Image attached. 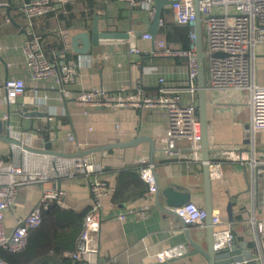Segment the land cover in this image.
<instances>
[{
  "label": "crops",
  "instance_id": "crops-1",
  "mask_svg": "<svg viewBox=\"0 0 264 264\" xmlns=\"http://www.w3.org/2000/svg\"><path fill=\"white\" fill-rule=\"evenodd\" d=\"M30 1L0 0V137H8L11 134L17 139L22 137L25 144H30L35 149L50 150L49 146H53L52 150L66 155L80 153L78 146L69 141L70 134H74L80 142L87 143V151L107 146L106 132L92 126L97 119L96 111L89 107L87 109L89 118L84 119L80 111L82 106H76V100L81 95L92 92L95 86L104 87L112 97H124L136 101L142 90L149 98L160 97L161 86L158 79L164 77L170 88L180 91L179 95L183 102H190L189 60L182 58L186 60L184 64H177L174 60L177 58L151 54L154 49H160L161 42H165L168 47L175 50L184 49L180 36L174 30L177 23L171 6L163 11L159 32L153 40H150L145 39V36L152 35L150 29L154 19L146 10L122 3L120 0H67L68 4L74 6L73 12L69 13L82 14L88 7L87 3L96 4V13L92 28L68 31L70 47L63 41V37L54 31L63 28L59 17L51 15L44 18L56 21L58 26L44 37V45L46 51L54 55L60 68L62 84L59 85L54 79L41 83L32 80V72L27 65L24 52L26 28L29 23L21 11L22 6ZM69 13L66 11L64 14ZM97 15L100 18V31L121 33L128 38L101 40L100 44L93 46L88 54H78L73 49L72 38L82 32L89 33L92 38ZM36 20L33 29L38 33ZM134 48L142 52L141 65L138 66L135 61L136 55L131 53ZM257 54V81L259 85H264V45L258 47ZM71 69H75L77 75H70ZM81 75L85 76L83 84L79 82ZM8 79L25 80L28 85V96L19 98L16 104L10 103L5 88ZM124 86H131V89L124 90ZM62 87L70 92V98L63 97ZM35 88H39L43 94L50 95L52 100L48 106L39 107L31 104L32 90ZM248 97L247 93L237 90L218 91L211 87L208 89L212 152L249 148L257 159L256 166L252 163L225 161L224 177L213 181V202L215 209L220 213L218 219L221 224L216 231L218 235L224 236L220 241L221 246L225 245L229 236H233L240 249L251 251L258 264H264V238L251 224V219L254 217L264 218V175L258 177L256 181L253 176V173L264 170V133L250 139L251 106ZM197 104H200L199 93ZM146 112H149V117L143 121L130 120L125 123L122 136L125 144L141 136L153 139L158 145V141L168 135L167 115H151V110ZM60 119H67L71 123L65 124ZM46 127L47 132L51 133L50 140L45 139L40 133V130ZM92 127H94L93 131ZM109 130L113 136L118 137L114 126ZM54 136L56 141H52ZM118 157L125 168L132 165L149 167L141 173L140 179L151 185V192L147 197L132 204L114 203L123 174L118 177L115 191L109 201L111 217L105 228L104 250L108 258L124 264H210L204 255L195 254L188 239L190 235L193 241L207 249V223L204 227L188 226L187 228L181 217L167 212V201L162 193L160 202L164 210L158 205V188L151 172L150 143L141 144L136 148L121 149L118 151ZM88 158L91 162L103 160L106 170L113 171L117 168L118 158L112 150ZM63 160L69 164L68 166L74 162L72 159ZM0 161L6 166L23 168L28 176H44L47 173L50 175L52 164L55 169L62 164V160L27 153L2 140H0ZM156 170L162 190L180 187L192 193V204L206 209L203 163L167 161L162 153L157 152ZM84 176H81L82 178L75 176L77 177L75 179L51 176L49 181L21 188L15 207L6 215L8 232L13 233L20 221L38 207L43 194L50 190L59 189L64 193L63 206L69 212L81 213L88 210L89 217L93 209L89 182L91 179ZM97 177L104 175L92 177V180ZM130 180L134 179L125 176L122 182ZM230 205H232L233 222L230 221ZM121 212L127 214L126 220H120L115 216ZM45 239L44 235L37 237L39 242ZM162 253L171 256L168 262L159 261L158 255Z\"/></svg>",
  "mask_w": 264,
  "mask_h": 264
},
{
  "label": "built area",
  "instance_id": "built-area-1",
  "mask_svg": "<svg viewBox=\"0 0 264 264\" xmlns=\"http://www.w3.org/2000/svg\"><path fill=\"white\" fill-rule=\"evenodd\" d=\"M133 7L146 10L151 18L157 14L156 0H120ZM171 6L175 22L179 26L191 29L190 49L175 50L161 42L160 49H154V56L172 58H187L190 67V102H183L176 88H170L166 78L160 77L158 83L161 86V96L149 98L145 91H141L139 99L124 97H112L104 87L93 88L92 92L81 95L76 103L82 105L81 115L84 119L89 118L88 108L96 111L97 119L92 125L103 129L107 134L108 145H112V153L118 158L117 168L107 177L103 176L106 169L103 160L91 162L88 157L74 159L71 166L62 160L60 167H53V176L75 178L79 174H85L90 182L92 192L93 209L90 213L84 232L81 235L78 250L72 254L77 264H124L112 261L105 253L104 240L105 228L110 219L109 201L118 177L125 168L124 163L118 157L115 146L123 144L124 125L128 121H143L151 115L163 114L168 117V135L158 141V152L164 155L167 161H190L203 163V123L199 114L197 95L199 93L200 64L198 59V44L196 32V10L194 0H171ZM67 0H32L25 3L22 14L26 17L29 26L26 28L27 35L24 42V52L27 57V65L32 72V80L41 83L54 79L59 85L62 84L60 68L52 53H48L44 45V37L33 29L34 21L51 15L58 16L62 6L68 4ZM201 10L204 17L205 52L207 77L213 90L228 91L237 90L247 93L251 106V123L249 132L251 140L257 135L264 133V85L257 81V49L264 45V0H201ZM63 37L68 47L71 46L70 35L63 29H55ZM145 39L153 40V36L147 34ZM55 52V51H54ZM56 53V52H55ZM136 55V66L141 65V50L132 49ZM224 54L223 58H214V54ZM57 54V53H56ZM70 75H77L75 69L69 71ZM85 76L81 75L79 82L83 84ZM209 87V88H210ZM10 103L16 104L21 97L28 96V85L23 79H8L5 84ZM124 90L131 86H124ZM64 98H70V92L62 87ZM33 105L46 107L51 102L50 95L43 94L39 88L32 90ZM114 126L118 137L113 136L109 128ZM92 127V131L93 128ZM16 136V135H15ZM19 135H17L18 137ZM22 140V137H18ZM17 139V138H16ZM31 138H29V141ZM56 137L52 141H56ZM28 141V142H29ZM69 141L78 146L80 153L87 151V143L77 140L74 134H70ZM212 167L220 169L213 172V181L224 177L223 151H213L211 155ZM257 162V160H256ZM53 166V165H52ZM64 170L66 173H60ZM260 170V169H259ZM253 173L255 181L264 175V170ZM49 173L44 176H28L24 169L18 166H6L0 161V264H8L2 259V252L19 254L24 252L30 242L32 231L40 229L44 224V215L55 203L64 205L62 199L64 193L58 190L46 191L41 202L13 233H9L6 226V215L15 207L21 188L31 187L41 182L49 181ZM179 217L187 226L204 227L207 221V212L203 207L195 204L183 206L176 210ZM264 211V209H263ZM120 220H126L124 212L115 215ZM251 224L255 226L257 233L264 238V218L254 217ZM235 238L229 236L225 244L233 245ZM221 246V245H220ZM169 254L158 255L160 262H168Z\"/></svg>",
  "mask_w": 264,
  "mask_h": 264
},
{
  "label": "water",
  "instance_id": "water-1",
  "mask_svg": "<svg viewBox=\"0 0 264 264\" xmlns=\"http://www.w3.org/2000/svg\"><path fill=\"white\" fill-rule=\"evenodd\" d=\"M157 14L154 19V23L150 29L153 37H156L159 32L162 23V13L166 7L172 6L173 1L171 0H156ZM196 10V32H197V44H198V59L200 64V75H199V114L202 118L203 123V167H204V180H205V195H206V212H207V236H208V248L204 249L198 243L193 241L188 236L189 242L195 250V254H202L206 257L210 264H258V261L254 259L251 251H245L240 249V246L235 242L233 245L225 244L220 246L221 239L224 236L218 235L216 228L221 224L219 221V211L215 209L213 202V172H220V169L212 167L211 155V139H210V123L208 118V77L206 67V52H205V37H204V17L201 10V0H194ZM128 38L127 35L116 33V32H102L100 31V18L97 15L95 18V24L93 28V35L87 32L79 33L72 38L73 49L78 54H88L93 46H98L101 40H113ZM224 54H214V58H223ZM32 117L36 115H30ZM0 140L7 142L11 145L23 149L27 153L50 157L52 159H77L92 156L94 154L109 151L113 149L112 145H107L103 148L92 149L79 153L78 155H66L54 150H39L32 147L30 144H25L21 139H16L10 134L8 137H0ZM144 143H150L151 146V172L153 173L155 184L158 188V205L163 209L160 198L161 193L166 198L167 212L176 215L177 209L192 204V193L185 191L180 187H169L162 190L156 170V154L157 145L153 139L139 137L135 141L129 143L118 144L115 147L119 150L127 148H136ZM224 161H239L243 164L252 163L256 166V158L253 155L252 149H230L223 151ZM232 205H230V221L233 222L232 216ZM164 210V209H163ZM188 228V226L185 224Z\"/></svg>",
  "mask_w": 264,
  "mask_h": 264
},
{
  "label": "trees",
  "instance_id": "trees-1",
  "mask_svg": "<svg viewBox=\"0 0 264 264\" xmlns=\"http://www.w3.org/2000/svg\"><path fill=\"white\" fill-rule=\"evenodd\" d=\"M87 5L88 7L85 8L86 11L83 10L84 12L79 15L69 13L73 12V5L68 4L65 5L66 7L62 6L57 16L63 27L60 28L66 32L69 30L92 28L96 13V4L92 3L90 5L87 3ZM64 7L69 14H64L66 13ZM166 24L169 23L166 22ZM57 27V23L54 20H45L44 18L36 20V31L43 37L48 36ZM174 30L181 38L184 46L182 50H189L191 29L176 25ZM174 60L177 64H184L186 61L182 58ZM60 121L65 124L71 123L67 119H60ZM47 129L46 127L40 130V133L45 139L50 140L51 133L47 132ZM52 147L49 146L50 150L54 149ZM146 169H149L146 165H132L124 169L118 191L114 197V203L128 205L147 197L151 192V185L140 179L142 177L141 173ZM109 173H112V170L107 169L103 175L105 176ZM84 175L79 174L77 177L82 178L81 176ZM125 176H130L134 180L122 182ZM88 214V210L81 213L69 212L63 205L55 203L49 211H46L43 226L38 230L32 231L28 248L19 254H13L7 251L2 252V259L8 264H77L71 255L78 250L81 235L86 227ZM239 219L242 220L241 217ZM39 235H44L46 239L40 242L37 241Z\"/></svg>",
  "mask_w": 264,
  "mask_h": 264
},
{
  "label": "rangeland",
  "instance_id": "rangeland-1",
  "mask_svg": "<svg viewBox=\"0 0 264 264\" xmlns=\"http://www.w3.org/2000/svg\"><path fill=\"white\" fill-rule=\"evenodd\" d=\"M204 32H206V27H204ZM249 98V97H248ZM76 106H82V105H80V104H76ZM55 161H57V160H55ZM53 165V164H52ZM53 167L54 166H52V168H51V172H50V175L51 176H53L54 175V171H53ZM55 168V167H54ZM57 170V169H56ZM60 173H66L64 170H62V171H60Z\"/></svg>",
  "mask_w": 264,
  "mask_h": 264
}]
</instances>
